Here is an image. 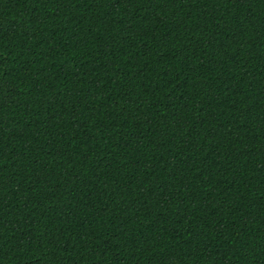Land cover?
<instances>
[{
	"label": "trees",
	"instance_id": "16d2710c",
	"mask_svg": "<svg viewBox=\"0 0 264 264\" xmlns=\"http://www.w3.org/2000/svg\"><path fill=\"white\" fill-rule=\"evenodd\" d=\"M0 264H264V0H0Z\"/></svg>",
	"mask_w": 264,
	"mask_h": 264
}]
</instances>
